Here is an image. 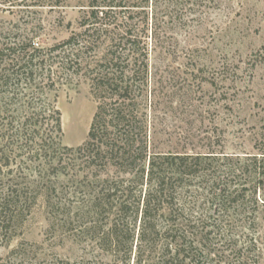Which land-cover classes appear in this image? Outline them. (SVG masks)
<instances>
[{"label":"rangeland","instance_id":"374dc122","mask_svg":"<svg viewBox=\"0 0 264 264\" xmlns=\"http://www.w3.org/2000/svg\"><path fill=\"white\" fill-rule=\"evenodd\" d=\"M95 8L130 15L131 29L150 51L148 95L140 98L138 120L146 124L151 153L264 152V0H0V49L15 33L45 47L62 42L80 30L84 11ZM57 93L63 162H54L57 168L38 160L25 164L27 178L15 182L32 205L12 239L0 233V264H127V254L100 242L114 216H97L95 202L129 176L113 169L107 180L101 168L68 150L86 142L97 111L89 81ZM51 146L50 153L57 150ZM258 197L255 225L247 216L230 222L248 264H264V188Z\"/></svg>","mask_w":264,"mask_h":264},{"label":"trees","instance_id":"16d2710c","mask_svg":"<svg viewBox=\"0 0 264 264\" xmlns=\"http://www.w3.org/2000/svg\"><path fill=\"white\" fill-rule=\"evenodd\" d=\"M91 10L84 11L79 31L50 47L28 33L2 44L0 233L12 239L31 209L30 197L15 182L27 178V161L62 164L57 92L83 79L98 107L86 142L68 150L101 168L107 180L113 169L129 176L127 184L114 183L95 202L97 216H114L100 242L127 254V264L134 247V264H248L245 243L238 249L241 240L230 222L246 216L252 226L257 222L264 152L151 153L146 124L138 120L144 113L140 98L148 95L150 51L131 29L130 15ZM51 145L57 147L52 153Z\"/></svg>","mask_w":264,"mask_h":264}]
</instances>
